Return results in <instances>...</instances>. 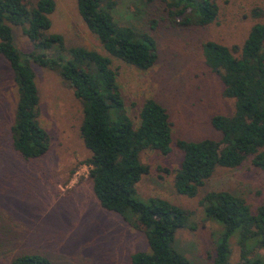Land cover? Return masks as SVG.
<instances>
[{
  "label": "rangeland",
  "instance_id": "rangeland-1",
  "mask_svg": "<svg viewBox=\"0 0 264 264\" xmlns=\"http://www.w3.org/2000/svg\"><path fill=\"white\" fill-rule=\"evenodd\" d=\"M37 1L23 0L28 10ZM54 2L46 34L60 35L65 50L34 49L24 34L26 26H11L15 47L24 54L60 58L61 63L69 60L71 48L107 56L81 19L77 0ZM116 2L115 21L149 33L157 47V60L147 71L111 58L127 113L136 121L143 102L154 99L167 110L172 126L170 153L141 154L149 173L137 184L136 198H162L185 210L192 228L176 232L174 247L192 264H211L222 226L204 217L200 200L210 191H227L241 197L255 214L264 206V171L250 158L236 168L219 167L196 197L187 198L172 185L182 159L175 142L221 139L211 119L231 115L235 103L223 97V84L206 66L202 45L213 41L239 48L251 27L264 22V0H216L218 15L208 26L175 24L164 0ZM31 68L39 99L38 122L49 145L39 158L24 160L12 146L18 86L8 62L0 58V264L28 254L43 255L52 264H130L133 253L148 251L146 237L140 228L104 209L93 193L86 163L90 152L79 136L81 102L58 68L38 63H31ZM236 240L229 241L230 264L239 260Z\"/></svg>",
  "mask_w": 264,
  "mask_h": 264
},
{
  "label": "trees",
  "instance_id": "trees-1",
  "mask_svg": "<svg viewBox=\"0 0 264 264\" xmlns=\"http://www.w3.org/2000/svg\"><path fill=\"white\" fill-rule=\"evenodd\" d=\"M164 3L177 25L208 26L218 15L216 0ZM116 4V0H77L81 19L108 55L71 48L69 60L61 63L57 57L21 53L11 29L26 26L24 34L34 49L64 51L60 35L46 34L54 0H38L30 10L23 0H0V58L13 71L19 95L12 146L24 160L47 152L49 137L38 122L39 99L31 63L58 68L83 107L79 136L90 152L86 163L94 195L104 209L140 228L146 237L148 251L133 253L130 264H192L174 247L176 232L192 228L188 213L162 198H136L137 184L149 173L140 156L146 151L170 153L172 126L167 110L154 99L143 102L136 121L127 113L111 58L147 71L157 60V47L149 33L115 21L112 10ZM202 54L223 84V97L234 99L235 104L231 115L211 119L220 140L175 142L182 159L172 185L178 195L187 198L196 197L219 167L236 168L250 158L255 168L264 171V22L251 27L239 48L208 41L202 45ZM199 203L204 217L222 226L210 254L211 264H230L232 237L239 246L235 264H264V206L253 214L241 197L227 191H210ZM10 264L52 262L43 255L28 254Z\"/></svg>",
  "mask_w": 264,
  "mask_h": 264
}]
</instances>
